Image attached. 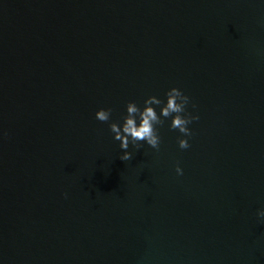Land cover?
I'll list each match as a JSON object with an SVG mask.
<instances>
[{"label": "water", "instance_id": "water-1", "mask_svg": "<svg viewBox=\"0 0 264 264\" xmlns=\"http://www.w3.org/2000/svg\"><path fill=\"white\" fill-rule=\"evenodd\" d=\"M173 86L189 147L168 118L119 159ZM261 207V0H0V264H264Z\"/></svg>", "mask_w": 264, "mask_h": 264}, {"label": "clouds", "instance_id": "clouds-1", "mask_svg": "<svg viewBox=\"0 0 264 264\" xmlns=\"http://www.w3.org/2000/svg\"><path fill=\"white\" fill-rule=\"evenodd\" d=\"M264 3V0H261ZM190 103L188 95L179 88L173 86L168 88L161 99L156 95H148L143 99V106H139L134 101H128L125 104V114L121 117L119 123L109 122L111 109L98 108L94 116L101 122H109L108 127L112 133L113 139L119 142V148L122 150L119 159L127 161L132 158L133 153L128 151L131 144L134 149L141 148L144 144L152 149H158L160 137L157 126L162 125L165 119H168V127L178 130L182 135L177 138L179 148L189 147L186 137L191 136V130L188 127L199 117L195 112H188L186 106ZM158 106L159 112L156 107ZM177 175H182V169L179 165L175 166ZM257 218L264 220V207L256 211Z\"/></svg>", "mask_w": 264, "mask_h": 264}]
</instances>
